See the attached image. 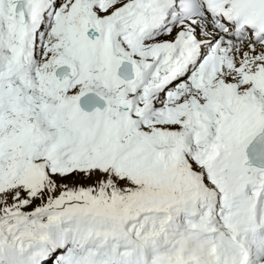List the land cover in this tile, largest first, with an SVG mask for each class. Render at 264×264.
<instances>
[{
  "label": "snow or ice",
  "instance_id": "1",
  "mask_svg": "<svg viewBox=\"0 0 264 264\" xmlns=\"http://www.w3.org/2000/svg\"><path fill=\"white\" fill-rule=\"evenodd\" d=\"M0 264H264V0H0Z\"/></svg>",
  "mask_w": 264,
  "mask_h": 264
}]
</instances>
